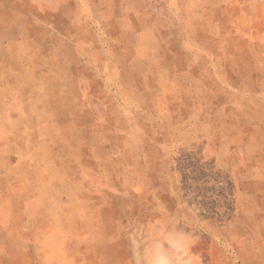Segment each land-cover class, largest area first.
Segmentation results:
<instances>
[{"label": "rangeland", "instance_id": "rangeland-1", "mask_svg": "<svg viewBox=\"0 0 264 264\" xmlns=\"http://www.w3.org/2000/svg\"><path fill=\"white\" fill-rule=\"evenodd\" d=\"M0 264H264V0H0Z\"/></svg>", "mask_w": 264, "mask_h": 264}, {"label": "trees", "instance_id": "trees-1", "mask_svg": "<svg viewBox=\"0 0 264 264\" xmlns=\"http://www.w3.org/2000/svg\"><path fill=\"white\" fill-rule=\"evenodd\" d=\"M186 163H187V161H186ZM189 167H193L194 168V170L191 172L193 174V177L190 178V180H199V178L206 177L202 167L198 168V165H196V164H192ZM184 181H185V183H187V179L186 178H184Z\"/></svg>", "mask_w": 264, "mask_h": 264}]
</instances>
